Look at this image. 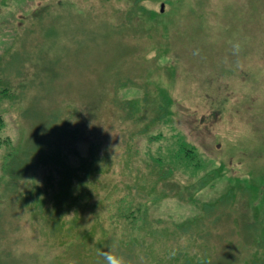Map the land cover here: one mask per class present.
Segmentation results:
<instances>
[{"label":"rangeland","instance_id":"374dc122","mask_svg":"<svg viewBox=\"0 0 264 264\" xmlns=\"http://www.w3.org/2000/svg\"><path fill=\"white\" fill-rule=\"evenodd\" d=\"M0 117V264H264V0H0Z\"/></svg>","mask_w":264,"mask_h":264},{"label":"clouds","instance_id":"9594fccd","mask_svg":"<svg viewBox=\"0 0 264 264\" xmlns=\"http://www.w3.org/2000/svg\"><path fill=\"white\" fill-rule=\"evenodd\" d=\"M240 50V45L238 43L233 44V53L237 54ZM103 256L104 264H126L122 256L116 255L112 250L108 252L101 253Z\"/></svg>","mask_w":264,"mask_h":264},{"label":"trees","instance_id":"16d2710c","mask_svg":"<svg viewBox=\"0 0 264 264\" xmlns=\"http://www.w3.org/2000/svg\"><path fill=\"white\" fill-rule=\"evenodd\" d=\"M1 122H2V120H1V117H0V126H1Z\"/></svg>","mask_w":264,"mask_h":264}]
</instances>
